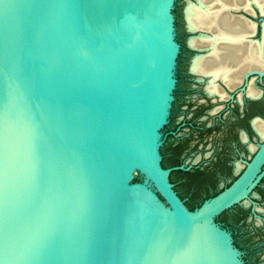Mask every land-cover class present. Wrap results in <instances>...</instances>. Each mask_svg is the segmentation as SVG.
<instances>
[{
    "label": "water",
    "instance_id": "1",
    "mask_svg": "<svg viewBox=\"0 0 264 264\" xmlns=\"http://www.w3.org/2000/svg\"><path fill=\"white\" fill-rule=\"evenodd\" d=\"M175 2L0 0V264H243L216 218L250 198L264 140L193 210L170 180L191 166L162 164ZM190 2L192 66L208 48L190 43Z\"/></svg>",
    "mask_w": 264,
    "mask_h": 264
},
{
    "label": "flooded vegetation",
    "instance_id": "2",
    "mask_svg": "<svg viewBox=\"0 0 264 264\" xmlns=\"http://www.w3.org/2000/svg\"><path fill=\"white\" fill-rule=\"evenodd\" d=\"M230 4L231 2H229V7L227 9V12L235 17L240 18L245 23V26L247 28V29L245 28L244 30L246 31L243 32L245 33L243 42L251 43L253 45L259 44L262 51H264V0H236L235 8L230 7ZM178 40L181 44V51L178 57V65H177L178 72L176 73L177 84L174 93L175 98L173 101L169 122L165 126L166 140L168 141L170 138L174 139L173 142L169 143V146L170 148H172L173 151H176L178 148L184 146V144L186 143H187L186 147L190 146L189 142L191 141V136L193 135L194 132H198L200 134L209 130H212L213 132L214 130L222 126L223 135L226 136L225 138L234 137L236 140H238L236 144V148H238L240 142L243 143L247 147L251 155L249 156L248 159H241V161L239 160L235 162V166H236L235 173L237 176L234 178L232 182L226 184L221 189L220 192H222L225 188L229 187L243 172L247 164L246 162L251 161V159L257 152L260 144L264 140V136H262L257 130V123L264 124V76L261 77L259 75H252L247 80H244L243 79L245 76L244 75L241 82H239V84L234 88H230V86L225 81H223L221 78H218L221 79L223 82L220 80L217 81L216 79L214 83L218 86L219 90L226 93L225 94L226 96L225 98L224 97L222 98L219 94H210L209 91L207 90V86L209 85L212 76L209 75L210 78L208 80V78L205 77L206 74H202L198 72H196L197 74H195L191 71V67H192L191 61L194 55L190 59V63L187 70L185 72L183 71L181 72V65L183 63V58L186 53V45L179 37ZM187 47L189 48V50L193 52V50L188 46V43H187ZM260 71H264V70H260ZM199 77H205L204 82L198 81L197 79ZM188 84L190 85L189 87ZM199 86L203 87L204 97L198 98L196 100L193 97H191V93ZM251 86L255 92L259 93L258 96L249 95V89ZM242 87H244V90H242ZM178 96H183L187 98L189 104L187 106L188 109L185 110L186 113L183 117V120L179 124L174 125V121L176 118V110H177L176 101ZM193 100H196L194 102L195 105H192ZM223 102H225V104H223ZM211 104H214L212 108H210ZM239 106H240V111H239ZM193 107L194 109L192 110V112L188 113V110ZM221 109H227V110L221 113L220 115L217 114L218 115L217 118L211 123H208L206 119L209 116L215 115ZM227 111L228 112L231 111V112L225 115ZM240 124L242 125L240 126ZM185 128H188V130L185 131ZM181 131L184 132L182 135L179 136L178 133ZM178 156L181 161L180 165H184L185 155L183 154V152L182 153L180 152ZM180 165L169 164L166 165V167L167 166L175 167ZM239 165L242 166L241 169L239 168ZM197 169H199L200 172L202 171L205 174L207 173V171H209L207 167L203 168L202 166H191V168L188 170L176 169L173 170L171 173H174L179 170L196 171ZM261 171L264 175V165ZM263 182H264V177L262 178V180H259V182L256 184L258 189H260V185ZM220 192H218L217 194H219ZM245 201L246 204L243 201L239 204L234 205L230 209L225 210L224 212L230 210H233L232 212H235V210L237 211L240 210L242 212L240 220L243 221L241 226H244V224L246 223V218L249 216V214L251 216L247 221H251L257 218L259 220L258 223L259 224L261 223L264 226V214L260 213V209L258 206L259 202L257 201V199L251 197L249 199H246ZM224 212H222L221 214H223ZM221 224L223 225V227L227 228L228 230H231V234L235 246L241 251H243L241 256L243 259V264H249L250 263L249 256H251V253H253L254 251L252 249L245 248L239 244L237 240L240 236L239 230L235 229L234 227H231L227 223L222 222ZM262 258H264V255L262 256Z\"/></svg>",
    "mask_w": 264,
    "mask_h": 264
},
{
    "label": "rangeland",
    "instance_id": "3",
    "mask_svg": "<svg viewBox=\"0 0 264 264\" xmlns=\"http://www.w3.org/2000/svg\"><path fill=\"white\" fill-rule=\"evenodd\" d=\"M186 4V0H176L174 14L176 21L178 24L177 27V37H179L183 43L186 45V53L183 58V63L181 65V72H185L189 66L191 57L195 54L187 47V40L189 37V33L186 29V23L184 20L183 9ZM198 34V33H197ZM178 72V67H177ZM190 85L188 84V87ZM191 97L194 99L203 98V87L199 86L191 93ZM193 100L192 105H195V101ZM228 102V101H226ZM189 101L187 98L183 96H178L176 101V118L174 121V125L179 124L185 115V110H187V106ZM218 104V103H217ZM225 104V102H223ZM182 106V107H181ZM214 104H211L210 108H212ZM186 108V109H185ZM194 109L191 108L188 110L192 112ZM227 109H221L215 115L209 116L206 120L208 123H211L217 118V114H221L225 112ZM240 111V106H239ZM231 111H227L225 115L230 113ZM203 115V113H202ZM242 124H240L241 126ZM188 128H185V131ZM165 127L162 130L164 135V144L162 146V164L164 167L166 165H171L175 156L177 157L179 153L183 152L185 155L184 158V166H202L203 168L207 167L209 171L206 174H201L202 177L206 178V181L203 185L197 188L193 182L189 181L191 175H188L184 172L176 171L170 174V180L173 183L175 190L178 195L181 197L185 205L189 207V203L201 201L204 198L209 199L213 197L215 194L221 191V189L234 180L237 176L235 173V162L241 161V159H248L251 153L248 151L247 147L240 142L238 148H236V144L238 140L233 138H225L223 135L222 126L212 132V130L205 131L203 133L194 132L191 136L190 146L186 147L187 143L184 146L178 148L176 151H173L170 148L169 143L173 142L174 139L170 138L168 141L166 140L165 135ZM184 131L178 133V135H182ZM167 141V142H166ZM188 148V149H187ZM185 149V150H184ZM168 168V166H167ZM264 177V175H263ZM260 180H262V178ZM264 182L260 185V189L255 186L249 197L256 198L259 202L258 206L260 209V213L264 214ZM249 208V207H248ZM226 211L220 216L217 217L216 222L219 223L222 227L223 223H227L231 227L239 230V238L237 239L239 244L245 248L252 249L254 252L249 256L250 263L249 264H264V226L259 222L257 218L247 221L250 218L249 216L246 218V223L244 226H241L242 222L240 220L242 212L239 210ZM240 220V221H239ZM241 222V223H239ZM225 228V227H224ZM263 228V229H261ZM227 229V228H226ZM228 230V229H227ZM231 232V230H228ZM244 236V237H243ZM240 250V249H239ZM241 251V250H240ZM243 252V251H241ZM245 252V251H244Z\"/></svg>",
    "mask_w": 264,
    "mask_h": 264
},
{
    "label": "bare ground",
    "instance_id": "4",
    "mask_svg": "<svg viewBox=\"0 0 264 264\" xmlns=\"http://www.w3.org/2000/svg\"><path fill=\"white\" fill-rule=\"evenodd\" d=\"M229 2L230 7L235 8L236 0H197L196 3L190 2L186 14L189 27L205 33L192 37L191 45L208 48L207 53L195 58L192 70L212 76L207 90L222 98L226 93L219 90L214 83L216 79L221 78L234 88L247 72L264 70V51L259 44L243 42L245 23L227 12ZM249 95L258 96L259 93L251 86ZM257 130L264 136V124L257 123Z\"/></svg>",
    "mask_w": 264,
    "mask_h": 264
},
{
    "label": "trees",
    "instance_id": "5",
    "mask_svg": "<svg viewBox=\"0 0 264 264\" xmlns=\"http://www.w3.org/2000/svg\"><path fill=\"white\" fill-rule=\"evenodd\" d=\"M178 24V22L176 21V25ZM172 161V164L173 165H180L181 164V161L179 159V156H175L173 159H171ZM179 172H184V173H187L188 175H191L189 181L194 184H196L195 186L197 188H199L201 185H203L206 181V178L205 177H202L201 174H205L203 173L202 171L200 172L199 169H197L196 171H184V170H179ZM216 195V194H215ZM205 200V198L201 201H197V202H193V203H189V208L191 210L195 209V208H198L201 206V204L203 203V201Z\"/></svg>",
    "mask_w": 264,
    "mask_h": 264
}]
</instances>
